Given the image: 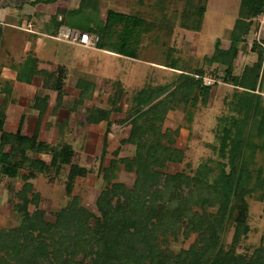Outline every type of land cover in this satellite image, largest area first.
<instances>
[{
  "label": "trees",
  "instance_id": "obj_1",
  "mask_svg": "<svg viewBox=\"0 0 264 264\" xmlns=\"http://www.w3.org/2000/svg\"><path fill=\"white\" fill-rule=\"evenodd\" d=\"M99 2L82 0L79 10L68 12L65 21L80 32L99 37L98 50L139 59L141 38L152 32L154 24L114 11H108L106 21L99 22ZM239 4L229 49L218 42L213 55L205 59L209 66L217 65L224 71L223 77L214 78L234 85L240 95L236 107L243 117L225 129L221 144L223 152L231 155L230 169L220 164L215 172L207 166L193 176L167 172L169 164L184 160V152L175 148L180 130L163 132L168 113L175 109V103L207 105L213 88L218 86L205 87L197 78L204 76L203 69L188 74L175 60L167 66L183 72L177 82L162 88L148 87L134 97L125 119L131 124L130 135L112 153L109 167L102 170L107 185L96 203L98 215L81 206L75 195L66 208L55 213L56 221L48 222L47 213L39 208L40 196L29 181L38 174L68 166L66 191L72 196L77 180L87 177L90 171L74 163L71 145L53 147L38 142V133L29 138L20 133L3 135V140H12L14 149L0 161L4 172L9 177L18 176L26 168L29 172L23 175L24 184L16 193L20 198L15 206L19 225L0 232V264H264V247L250 259L238 255L234 248L248 231L247 198L264 199V169H257L254 161L259 150L264 153V96L260 84L264 75V41H255L251 46L256 62L246 66L241 75H235L236 61L244 52L247 38L264 15V0H240ZM206 12L207 5L193 7L192 11L184 9L182 29L200 31ZM118 25L122 26L120 33L116 32ZM91 87L85 82L79 85L82 93L73 102L74 108L92 98ZM122 95V90L115 93L111 110L86 109L88 125L108 122L103 157L109 151L111 116L120 113ZM36 102L44 100L37 98ZM3 117L0 113V131ZM127 144L135 147V155L122 158V146ZM20 145L22 160L11 161ZM35 150L37 154L50 155L51 163L28 157ZM122 167L135 174L133 186L115 181ZM230 225L235 227V234L232 248L226 251L221 238ZM192 234L198 238L189 249L175 254L168 248L170 237L187 239Z\"/></svg>",
  "mask_w": 264,
  "mask_h": 264
},
{
  "label": "rangeland",
  "instance_id": "obj_2",
  "mask_svg": "<svg viewBox=\"0 0 264 264\" xmlns=\"http://www.w3.org/2000/svg\"><path fill=\"white\" fill-rule=\"evenodd\" d=\"M99 3V22H105L107 12L114 11L128 16H135L148 23L151 22L155 26L152 32L141 38L139 60L142 61H139V63L133 61L136 63L134 64L132 60L127 62L115 59V75L116 73L119 75L120 68H122V66H119V62H126L124 69L132 67L131 73L133 77H137L138 82L143 83L144 81L142 80V68L148 71L146 73L152 81L160 82L162 77L159 74L160 71L148 66L145 62L147 60L149 62L158 61L162 65H167L174 63L176 60L179 67L188 74L203 69V75L223 77V69L217 65L209 66L206 64L205 59L213 55L218 42H221L222 48L229 49L231 32L239 13L240 0H192V3L190 0H100ZM203 5H207V12L201 30L188 31L182 29L183 10L192 11L193 7L197 8ZM190 6L193 7L189 8ZM93 14L96 16L97 13ZM115 28L118 33L122 31V26L118 25ZM255 41L261 43L264 41V15L256 21L252 32L247 38L248 43L244 45L243 50L246 56H244L243 61L238 62L235 75H241L246 64L249 66L256 61L257 55L250 52ZM145 57L147 60H143ZM128 72L130 73V70ZM118 75L115 77L120 80V77L124 74ZM260 82L261 94L264 96V75ZM138 86H140L138 89L128 87L122 103V109L125 112H128L134 105L133 100L138 95L137 90L145 87L143 84H138ZM103 89L104 87L101 88L98 97L86 103L83 109L80 108L78 111L71 109L68 123L65 125L66 133L62 137L58 135L56 141L57 145L59 144L58 147L66 144L71 145L75 152L74 163L90 171L87 177L77 180L73 195L69 196L66 191L70 169L68 166H60L50 172L38 174L29 181L34 186V192L40 196L39 208L47 213L48 222L56 221L55 213H59L66 208L75 195L80 198L81 206L98 215L96 203L102 189L107 185V182L103 179L102 170L109 167L113 159L112 153L121 147V141L128 138L131 132V124L124 120L127 113L122 110L120 113H116L113 116L115 125H113L110 135L109 151L106 156H102L103 141L101 140H103L104 129L90 127L86 123L88 115L86 109L107 107L106 90ZM237 92L239 91L234 85L223 84L213 88L207 105L202 102L196 107H192L191 104H174L175 109L168 113L163 123V132L180 130V135L175 138V148L184 152V160L181 164H169L168 173L186 172L193 176L200 169L207 166L215 172L220 164L230 169L231 155L228 152H223L221 144L225 129L232 122L243 117L236 107L240 99ZM124 94L125 92H123ZM74 98V92L70 91L65 111L68 110V106L74 108L71 105ZM123 120L124 122H122ZM47 137L52 140L55 136L49 135ZM134 155V146L128 144L122 146L120 157L131 158ZM254 161L257 169L258 167L264 169V153L261 154L260 150ZM28 172L26 168L23 174L27 175ZM116 174V182L124 183L129 187L133 186L136 179L134 173L126 172L122 167ZM7 184L12 187V192L4 194L0 190V232L19 225V216L15 206L20 202V198L13 191L19 190L24 183L18 179L11 183L7 182ZM1 185L3 186V184ZM247 203L246 225L248 231L242 235L241 240L234 248L238 255L250 259L257 249L264 247V199L258 200L256 197H248ZM30 210L33 211L34 206L31 205ZM211 210L215 211L216 209ZM234 234L235 227L230 225L222 235L221 245L226 251L232 248ZM197 238V234H192L187 239L182 236L178 239L170 237L167 242L168 248L178 254L183 249H189Z\"/></svg>",
  "mask_w": 264,
  "mask_h": 264
},
{
  "label": "crops",
  "instance_id": "obj_3",
  "mask_svg": "<svg viewBox=\"0 0 264 264\" xmlns=\"http://www.w3.org/2000/svg\"><path fill=\"white\" fill-rule=\"evenodd\" d=\"M81 5L82 0H0V113L4 114L3 128L0 131V161L4 155L10 154L14 150L10 143L12 140H3V135L15 136L20 133L21 137L29 138L38 133V142L58 147L59 144L57 145L56 142L58 135L61 137L65 135L69 112L71 109L73 110L71 106H68V110L65 111L70 91L74 92L75 97L71 103L73 107V102L78 100L82 93L83 88H79V85L84 82L92 86L93 96L84 105L79 108L75 107V111L83 109L86 103L98 97L101 88L104 87L107 107L92 108L111 110L115 93L122 90L125 94L120 100L121 105L119 106L120 110L125 112L122 109V103L128 87L138 89L140 87L138 84H143L146 88H162L163 84L169 85L177 82L183 73L174 69L173 66L168 67L158 61L149 62L145 57L143 59L147 60L145 64L160 71L159 74L162 76L160 82L152 81L147 75L148 71L143 68L142 80L144 81L143 83L138 82L137 77H133L131 73L132 67L124 69L126 62H119V66L122 68H120L119 75L117 73L116 75H124L120 77V80L116 79V60L127 62L132 60L134 64L142 60H139L140 58H125V56L107 50H98L96 46L85 48L77 43L63 41L58 37V34L66 28L80 32L70 27L65 20L68 17V12L78 11ZM244 56H246L244 52L240 53L236 66L238 62L243 61ZM246 66L247 64L244 68ZM207 77L214 78L206 74L198 76V79L203 82L202 78ZM216 84L219 86L224 83L220 79V83ZM145 87H141L137 91L146 89ZM37 98H41L44 102H36ZM115 114L112 113L111 116V133L112 127L115 125L113 120ZM89 126L104 129V140L108 128L107 121ZM49 135L55 137L51 140L47 137ZM103 143L104 141L102 149ZM17 147L19 155L16 152L17 154L10 158L14 162L22 160L23 157L20 154L23 147L21 145ZM36 151L29 152L28 157L44 161L47 165L51 163L50 155L37 154ZM2 167L0 165V190L2 193L12 192V187L7 182L11 183L20 179L24 183V170L20 171L16 177H9ZM19 190L13 192L17 193Z\"/></svg>",
  "mask_w": 264,
  "mask_h": 264
},
{
  "label": "built area",
  "instance_id": "obj_4",
  "mask_svg": "<svg viewBox=\"0 0 264 264\" xmlns=\"http://www.w3.org/2000/svg\"><path fill=\"white\" fill-rule=\"evenodd\" d=\"M58 35V37L63 41L77 43L85 48L95 47L99 39V37L91 36L89 33L77 32L70 28L62 30ZM202 79L203 85L207 87H210L216 83H220V79L216 78L207 77Z\"/></svg>",
  "mask_w": 264,
  "mask_h": 264
}]
</instances>
